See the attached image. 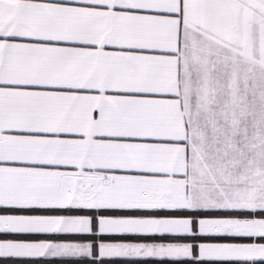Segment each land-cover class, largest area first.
<instances>
[{"label":"snow or ice","instance_id":"snow-or-ice-1","mask_svg":"<svg viewBox=\"0 0 264 264\" xmlns=\"http://www.w3.org/2000/svg\"><path fill=\"white\" fill-rule=\"evenodd\" d=\"M0 208V258L264 264V0H0Z\"/></svg>","mask_w":264,"mask_h":264},{"label":"crops","instance_id":"crops-1","mask_svg":"<svg viewBox=\"0 0 264 264\" xmlns=\"http://www.w3.org/2000/svg\"><path fill=\"white\" fill-rule=\"evenodd\" d=\"M0 214H10V213L7 212L5 209L0 208ZM12 235L13 234L0 233V239L11 238ZM65 259H82L85 261L90 260V258H0V264H30V262L33 260H52V261L58 262V261H62ZM105 259H108V258H105ZM112 259L121 260L125 258H112ZM149 259L155 260V258H149ZM96 264H98V262H96Z\"/></svg>","mask_w":264,"mask_h":264},{"label":"trees","instance_id":"trees-1","mask_svg":"<svg viewBox=\"0 0 264 264\" xmlns=\"http://www.w3.org/2000/svg\"><path fill=\"white\" fill-rule=\"evenodd\" d=\"M59 262V261H58ZM193 264H195V262H193Z\"/></svg>","mask_w":264,"mask_h":264}]
</instances>
